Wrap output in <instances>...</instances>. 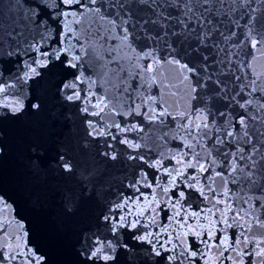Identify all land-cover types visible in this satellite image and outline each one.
I'll return each instance as SVG.
<instances>
[{
	"label": "snow or ice",
	"instance_id": "6c2138e0",
	"mask_svg": "<svg viewBox=\"0 0 264 264\" xmlns=\"http://www.w3.org/2000/svg\"><path fill=\"white\" fill-rule=\"evenodd\" d=\"M0 6L15 12L0 20V161L9 123L45 122L29 200L74 237V264H264V72L249 51L264 54V0ZM177 87L182 102L161 94ZM27 236L0 264H50Z\"/></svg>",
	"mask_w": 264,
	"mask_h": 264
},
{
	"label": "water",
	"instance_id": "95a60500",
	"mask_svg": "<svg viewBox=\"0 0 264 264\" xmlns=\"http://www.w3.org/2000/svg\"><path fill=\"white\" fill-rule=\"evenodd\" d=\"M10 15L14 16L15 12L8 7L0 6V20L9 23ZM249 51L251 56L255 57L252 61L253 68L257 72H264V54L256 50L250 49ZM163 71L169 74L170 79L175 77V72L171 69L166 68ZM174 82L177 85L179 84L178 81L174 80ZM171 91L176 92L177 95L174 97L165 95L163 90L161 94L169 102H182L180 100L182 93L179 87L173 88ZM2 114L3 112L0 111V115ZM75 127L77 134L82 136L83 129L80 127L79 120L76 121ZM46 136V124L38 117H25L17 123H9L4 129L6 155L4 161H0V193L5 195L9 207L5 208L4 205H0V221L8 223L7 234L0 235V250L11 243L10 236L15 237L19 234L23 240V233L27 231L28 245L43 252L49 258L50 264H74L71 249L74 237L57 232L50 217L35 212L29 200V192L37 181L25 167L27 147L32 140ZM73 155L76 154L73 153ZM77 159H79L78 156ZM59 182H61L60 177H49V184L55 185ZM21 224L24 225L23 228L20 227ZM71 227L70 223L69 228ZM129 243L136 245L135 241H129ZM136 247L139 248V245H136ZM144 247H147V245ZM144 256H147V253H142V258ZM4 264H8V261H5ZM14 264H19V262H14ZM149 264H151V261H149Z\"/></svg>",
	"mask_w": 264,
	"mask_h": 264
}]
</instances>
